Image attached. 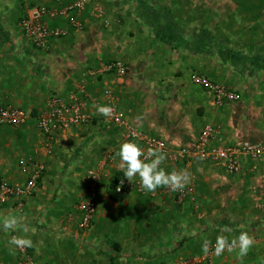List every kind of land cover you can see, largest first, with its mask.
I'll use <instances>...</instances> for the list:
<instances>
[{
	"label": "crops",
	"instance_id": "0c3cea01",
	"mask_svg": "<svg viewBox=\"0 0 264 264\" xmlns=\"http://www.w3.org/2000/svg\"><path fill=\"white\" fill-rule=\"evenodd\" d=\"M72 2L0 0V108L32 116L22 127L0 128V219L16 215L23 225L7 231L0 225V264L19 260L13 236L31 239L25 248L41 264H175L202 257L205 238L212 246L218 235L241 231L254 239L246 256L225 250L203 264H264V159L242 157L241 173L231 176L211 162L174 158L206 126L219 129L213 146L264 142V0H90L69 17H45L51 29L66 31L47 49L24 36L20 22L29 8L61 11ZM116 62L128 69L123 79L105 71ZM195 75L240 101L216 107L208 90L192 82ZM106 90L130 123L167 143L161 167L194 177V199L178 203L167 186L148 192L138 176L125 179L131 188L125 200L110 198L113 181L124 176L117 153L129 141L94 107L107 105ZM73 96L90 121L54 135L48 154L34 118L52 97ZM22 159L45 166L37 190L23 199L2 190L28 181L33 169L20 166ZM95 170L103 174L96 220L82 233L79 205Z\"/></svg>",
	"mask_w": 264,
	"mask_h": 264
},
{
	"label": "built area",
	"instance_id": "2783aa9c",
	"mask_svg": "<svg viewBox=\"0 0 264 264\" xmlns=\"http://www.w3.org/2000/svg\"><path fill=\"white\" fill-rule=\"evenodd\" d=\"M25 2L26 0H20ZM90 0H73L65 9L61 11H48L42 7H31L27 11V15L21 20L20 27L26 38H28L36 48L47 49L48 44L53 39H59L66 36V31L62 29H51L45 21L46 16L69 17L73 12L82 11ZM103 11L100 7L95 9V17L101 18ZM81 29L80 24H76ZM105 71L116 74L123 79L128 74V69L122 63H110L106 65ZM192 82L200 87L208 90L213 97L216 107H224L227 103H237L240 101V95L234 91L226 89L223 86L212 83L204 76L195 75ZM103 97L107 101V105L112 108V113L106 116V120L114 127L126 132L125 138L129 142L136 144L142 143L149 150L167 154L169 146L165 141L150 138L139 130V128L130 123L120 112L116 104V98L112 91L106 90ZM101 104V102H98ZM32 116L24 110L13 109L9 107L0 108V128L12 127L19 128L27 124ZM37 127L46 142L47 153L52 152L51 142L54 135L69 131L77 126L88 124L90 118L85 112V105L78 96H73L69 102H64L58 97H52L48 102L47 110L37 115L35 118ZM219 129L213 126H206L199 137L189 145L182 147L176 152L175 161H205L211 162L219 166H223L226 172L233 176L241 173V159L247 157L254 162L264 159V142L253 143L249 140H240L230 146H213ZM147 156L146 154H144ZM20 166L25 170L33 169L28 181L21 188H10L3 186L2 190L5 195L15 196L19 198L31 197L39 186L44 173V164H38L33 161L22 159ZM103 181L102 170L88 172L85 184L86 193L81 201L79 208L81 212V223L79 230L87 233L91 230L97 215L96 200L98 190ZM127 184L125 179H120L115 185L118 194L123 193L124 186ZM195 178H190L189 182L183 189L173 191L170 187L166 189L167 193L173 195L178 203H184L188 199H194L196 193ZM113 185V184H112ZM111 185V186H112ZM216 245V244H215ZM209 246V251L202 257H191L181 260L175 264H203L211 256L215 255L214 246ZM16 264H41L36 262L29 250L25 247L20 248V257Z\"/></svg>",
	"mask_w": 264,
	"mask_h": 264
},
{
	"label": "clouds",
	"instance_id": "9594fccd",
	"mask_svg": "<svg viewBox=\"0 0 264 264\" xmlns=\"http://www.w3.org/2000/svg\"><path fill=\"white\" fill-rule=\"evenodd\" d=\"M98 113L109 116L112 113V108L109 106H95ZM120 157L118 167L123 170L124 179L128 182L134 177H139L141 187L148 191L153 192L160 187H170L173 191L180 190L185 187L189 182L190 176L186 170L179 172L173 170L167 172L161 167L165 156L162 153H157L152 150L149 151V156L144 155V150L136 143L125 142L121 144L117 153ZM20 217L10 215L0 219V225L3 230L16 229L23 227ZM26 230V229H25ZM228 231L227 228L224 229ZM10 244L17 247H31L32 241L29 238L20 236H13ZM254 239L247 231H241L238 236L229 238L228 236L218 235L216 238V245L214 246L217 255L222 254L225 250L232 253L238 249V256L243 258L248 254L249 249L253 246ZM210 241L205 238L202 243V250L207 253L209 251Z\"/></svg>",
	"mask_w": 264,
	"mask_h": 264
},
{
	"label": "trees",
	"instance_id": "16d2710c",
	"mask_svg": "<svg viewBox=\"0 0 264 264\" xmlns=\"http://www.w3.org/2000/svg\"><path fill=\"white\" fill-rule=\"evenodd\" d=\"M120 179H124V176L123 175H117V177L115 178V180L113 181V185L110 186V189H109V196L110 198L113 200V201H120V200H125L126 197L128 196L129 192L131 191V188L128 184H126L124 186V189H123V193L122 194H118L116 192V189H115V185H117V183L119 182ZM40 184V182H39Z\"/></svg>",
	"mask_w": 264,
	"mask_h": 264
},
{
	"label": "rangeland",
	"instance_id": "374dc122",
	"mask_svg": "<svg viewBox=\"0 0 264 264\" xmlns=\"http://www.w3.org/2000/svg\"><path fill=\"white\" fill-rule=\"evenodd\" d=\"M7 127V126H6ZM10 128H12V127H10ZM83 200V198L81 199V201ZM81 201H80V203H81ZM96 220V219H95ZM95 220H94V223H95ZM80 223H81V219H80V222H79V225H80ZM93 226H94V224H93ZM93 228V227H92ZM92 228H91V230H92ZM89 232V231H88ZM81 233V232H80ZM90 264H92V263H90Z\"/></svg>",
	"mask_w": 264,
	"mask_h": 264
}]
</instances>
